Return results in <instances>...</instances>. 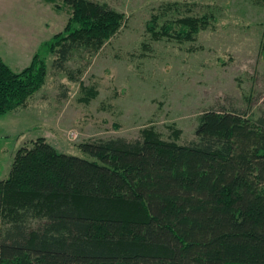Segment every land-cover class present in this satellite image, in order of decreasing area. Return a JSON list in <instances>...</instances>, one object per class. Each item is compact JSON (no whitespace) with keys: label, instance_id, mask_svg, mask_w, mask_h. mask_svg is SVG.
<instances>
[{"label":"trees","instance_id":"16d2710c","mask_svg":"<svg viewBox=\"0 0 264 264\" xmlns=\"http://www.w3.org/2000/svg\"><path fill=\"white\" fill-rule=\"evenodd\" d=\"M63 1L67 21L42 47L66 72L73 53L96 52L123 14ZM162 15L148 20L151 32ZM211 16L165 19L161 31L177 22L176 36L189 37ZM40 56L20 71L0 57V114L43 83ZM194 137L177 143L144 128L81 142L88 158L43 137L19 147L0 179V264H264V116L220 105L199 114Z\"/></svg>","mask_w":264,"mask_h":264},{"label":"rangeland","instance_id":"374dc122","mask_svg":"<svg viewBox=\"0 0 264 264\" xmlns=\"http://www.w3.org/2000/svg\"><path fill=\"white\" fill-rule=\"evenodd\" d=\"M96 1L121 12L123 21L96 52H74L66 73L52 67L54 55L42 45L62 30L69 5L0 0V57L20 71L37 52L46 70L23 105L0 114V179L15 151L37 137L88 158L81 142L131 139L144 128L188 143L199 114L220 105L264 116V0ZM161 13L151 32L148 20ZM205 13L212 15L207 25L189 37L176 36L177 22L161 31L165 19Z\"/></svg>","mask_w":264,"mask_h":264}]
</instances>
